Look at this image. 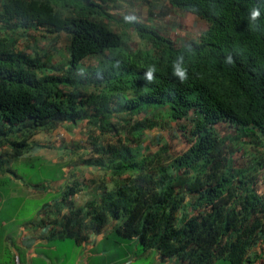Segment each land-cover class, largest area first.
<instances>
[{"label":"trees","instance_id":"16d2710c","mask_svg":"<svg viewBox=\"0 0 264 264\" xmlns=\"http://www.w3.org/2000/svg\"><path fill=\"white\" fill-rule=\"evenodd\" d=\"M112 1L0 0V148L17 158L33 136L80 123L114 134L130 127L139 136L162 114L194 117L187 146L161 165L158 154L137 159L127 148L91 144L111 158L85 163L109 171L110 186L80 207L68 186L41 226L78 242L109 227L142 251L185 264H264V184L233 159L237 142H264V0H162L206 22L182 44L140 20L114 18L106 11ZM118 21L149 48L132 49L111 29ZM30 32L65 34L67 61L52 65L46 52L21 50L19 37ZM113 104L130 116L160 113L115 124ZM253 162L263 169L264 151Z\"/></svg>","mask_w":264,"mask_h":264},{"label":"rangeland","instance_id":"374dc122","mask_svg":"<svg viewBox=\"0 0 264 264\" xmlns=\"http://www.w3.org/2000/svg\"><path fill=\"white\" fill-rule=\"evenodd\" d=\"M106 11L116 19L129 16L132 19L128 21L140 20L158 29L177 44L196 40L207 26L204 20L185 11L172 9L162 0H113ZM60 13L63 14L64 11H60ZM110 26L115 33L125 34L132 49L149 48L147 43L140 40L132 29H124L121 22L110 23ZM30 33H26L24 37H19L17 46L21 50L28 53H33V51L46 52L51 57L50 62L52 65L67 61L66 46L68 38L65 34L60 33L50 36L43 32H39V34ZM90 60H87L86 64H95V59ZM112 107L117 108L115 104ZM118 108L120 109V107ZM118 108L117 113L109 116V121L115 124L129 123L130 126L143 119V117L160 113L156 108L155 110L152 109V112L150 110L147 114L141 113L130 116L122 109L118 110ZM193 119L194 117L189 116L186 120L175 122L162 114L154 122L155 126L152 129L144 130L139 136H135L129 130L130 127L126 129L117 128V133L114 134V132L103 133L97 128H91L86 123H80L81 127L78 132L71 136L69 148L57 151L59 156L63 157L61 163L48 166L42 160L31 163L23 162L18 168V176L28 185L42 183L43 181L51 182V184L59 181L64 183L65 180L63 188L66 189L68 186H72L74 191L77 192L76 201L84 203L96 198L101 187L110 186L111 182L109 171L100 170L85 163L88 159L101 158L106 162L111 158L110 156L92 153L93 145L91 144L98 147L111 146L117 150L127 148L137 159L140 156L147 157L158 154L157 162L166 165L169 161V155L180 153L186 148ZM222 132L229 137L230 133L226 127L222 128ZM263 144L237 142L233 145L235 149H238L233 156L236 168L253 174L260 186L264 184V168L259 169L258 165L253 162V157H258L259 153L264 151ZM57 197L58 194L55 193L42 199L25 195L23 199H13L12 205H20L21 210L17 213V218L27 220L35 214L42 202ZM186 198L189 199V197ZM106 237H115L119 243L117 245L111 242V239H108L101 244V247L108 249L110 252L117 253L119 256H124L125 252L130 253V255L135 252L137 259L132 264H155L154 251L144 252L135 241L122 240L114 232H109ZM122 261L126 262L127 258H121ZM213 264L228 263L217 260Z\"/></svg>","mask_w":264,"mask_h":264},{"label":"crops","instance_id":"0c3cea01","mask_svg":"<svg viewBox=\"0 0 264 264\" xmlns=\"http://www.w3.org/2000/svg\"><path fill=\"white\" fill-rule=\"evenodd\" d=\"M80 127L64 125L51 133H39L28 142V152L17 158L10 156L6 146L0 148V264H132L136 261L135 252L132 255L125 252L124 256H119L101 247L108 239L119 244L115 237H106L112 232L109 227L99 234H91L87 240L78 242L69 237H59L50 232L48 226H41L42 219H51L56 215L55 206L66 190L63 188L65 180L64 183L59 181L51 184L43 181L28 185L18 176V168L23 162L42 160L48 166L61 163L63 157L59 156L58 152L69 148L71 136L75 135ZM53 193L58 194V197L42 202L30 219L17 218L21 206H13V199H23L25 195L42 199ZM68 199L75 207L83 206L86 202L76 201V191ZM67 211L66 207L61 206L59 213L65 214ZM123 257L127 258L126 262H121ZM154 263L185 264L176 258H161L156 251Z\"/></svg>","mask_w":264,"mask_h":264},{"label":"clouds","instance_id":"9594fccd","mask_svg":"<svg viewBox=\"0 0 264 264\" xmlns=\"http://www.w3.org/2000/svg\"><path fill=\"white\" fill-rule=\"evenodd\" d=\"M259 14H260V11L258 8L252 7L250 9V19H255ZM124 19L129 20V19H132V17L125 16ZM152 71L153 69L150 67L148 72L145 73V76H144L145 81L151 82L153 80ZM173 72H174V75L179 77L181 82L187 79L185 71L180 66L174 64Z\"/></svg>","mask_w":264,"mask_h":264}]
</instances>
